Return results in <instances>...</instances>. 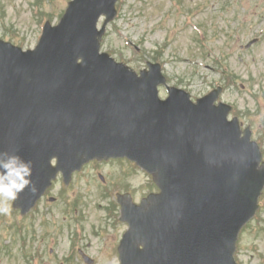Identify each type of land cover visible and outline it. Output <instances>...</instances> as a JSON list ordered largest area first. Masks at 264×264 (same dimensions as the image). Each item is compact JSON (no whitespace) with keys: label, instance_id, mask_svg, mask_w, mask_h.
Returning <instances> with one entry per match:
<instances>
[{"label":"water","instance_id":"95a60500","mask_svg":"<svg viewBox=\"0 0 264 264\" xmlns=\"http://www.w3.org/2000/svg\"><path fill=\"white\" fill-rule=\"evenodd\" d=\"M41 49L44 60L0 66V115L14 113L8 122L23 133L17 154L36 163L47 152L75 162L116 155L135 161L161 193L137 208L132 237L120 248L123 264H185L190 257L202 264L195 227L233 196L238 156L220 152L234 147L231 127L208 103L193 107L177 91L159 101V67L137 78L99 55L90 32L84 39L45 32ZM130 206L123 202L122 211ZM139 243L144 251L130 257Z\"/></svg>","mask_w":264,"mask_h":264},{"label":"rangeland","instance_id":"374dc122","mask_svg":"<svg viewBox=\"0 0 264 264\" xmlns=\"http://www.w3.org/2000/svg\"><path fill=\"white\" fill-rule=\"evenodd\" d=\"M70 1L0 0V39L33 48L43 25L57 24ZM116 10L101 42L103 53L135 72L159 63L167 84L192 100L221 86L219 100L235 109L230 118L237 111L256 126L264 122V108L255 99L264 104V0H118ZM149 191L155 189L145 173L116 161L90 165L68 187L60 180L49 196L54 200H44L27 217L7 201L10 213H0V264H82L77 248L94 264H119L117 247L126 227L118 223L115 193L128 192L139 203ZM75 234L82 235L80 241ZM235 258L238 264H264V195L239 236Z\"/></svg>","mask_w":264,"mask_h":264},{"label":"clouds","instance_id":"9594fccd","mask_svg":"<svg viewBox=\"0 0 264 264\" xmlns=\"http://www.w3.org/2000/svg\"><path fill=\"white\" fill-rule=\"evenodd\" d=\"M32 165L19 155L0 152V213H10L7 201L15 200L20 192L31 186Z\"/></svg>","mask_w":264,"mask_h":264}]
</instances>
